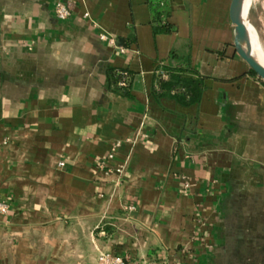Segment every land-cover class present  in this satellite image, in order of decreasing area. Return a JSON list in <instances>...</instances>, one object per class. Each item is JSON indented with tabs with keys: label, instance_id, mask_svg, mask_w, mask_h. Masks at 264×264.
Segmentation results:
<instances>
[{
	"label": "crops",
	"instance_id": "obj_1",
	"mask_svg": "<svg viewBox=\"0 0 264 264\" xmlns=\"http://www.w3.org/2000/svg\"><path fill=\"white\" fill-rule=\"evenodd\" d=\"M166 1L172 32L148 0H0V264H218L233 222L264 236V82L231 0ZM172 52L193 105L152 92Z\"/></svg>",
	"mask_w": 264,
	"mask_h": 264
},
{
	"label": "trees",
	"instance_id": "obj_2",
	"mask_svg": "<svg viewBox=\"0 0 264 264\" xmlns=\"http://www.w3.org/2000/svg\"><path fill=\"white\" fill-rule=\"evenodd\" d=\"M148 2L151 8L152 23L154 24L155 31H174V27L166 21V18L170 14L167 1L148 0ZM162 68L166 71L167 78L155 76L156 81L152 92L156 97L171 98L185 106L193 105L199 101L203 83L201 78H194L191 76L192 74L188 75L190 72L194 73L189 61L179 58L175 52H172L169 63L163 65ZM158 69H160V67ZM121 72H123V70L118 71V75L115 76L114 82L116 84L123 78ZM251 73L255 75L252 70ZM122 89L124 94L129 95L127 90L128 86L122 87ZM239 231L241 235L233 238L235 242L234 240L230 241L232 242V244L230 243V257H235V254L240 257V253H245L246 256L249 255V257H247L248 259L257 257L264 258L262 255L264 254V246L254 244L252 242L253 236L248 238L242 233V229H239ZM261 243L264 244V241Z\"/></svg>",
	"mask_w": 264,
	"mask_h": 264
},
{
	"label": "rangeland",
	"instance_id": "obj_3",
	"mask_svg": "<svg viewBox=\"0 0 264 264\" xmlns=\"http://www.w3.org/2000/svg\"><path fill=\"white\" fill-rule=\"evenodd\" d=\"M249 15H248V22L249 26L253 27L255 30V33L264 49V0H253L249 9ZM242 223V224H241ZM233 222L234 228L233 230H229V232L236 233L235 235H231L227 238V243L225 242L223 249L221 252H219V257L217 259L218 264H264V258H254V259H248L245 253H240L239 255L235 254L236 256L230 257V244H232L234 237H238L241 235V232L239 229H242L243 227L241 226H248V222ZM238 225V226H237ZM257 225V224H256ZM239 228V229H237ZM258 233V232H257ZM253 235V240L252 242L256 245L264 246L263 242L264 241V236L261 234ZM237 239V238H236ZM235 242V240H234ZM233 242V243H234ZM264 256V254H262ZM246 256V257H245Z\"/></svg>",
	"mask_w": 264,
	"mask_h": 264
},
{
	"label": "water",
	"instance_id": "obj_4",
	"mask_svg": "<svg viewBox=\"0 0 264 264\" xmlns=\"http://www.w3.org/2000/svg\"><path fill=\"white\" fill-rule=\"evenodd\" d=\"M244 0H231L229 17L235 28L234 47L237 54L242 58L255 75L264 82V66L253 54L244 50L245 46H253L252 38L246 30L244 21L238 16V10Z\"/></svg>",
	"mask_w": 264,
	"mask_h": 264
},
{
	"label": "built area",
	"instance_id": "obj_5",
	"mask_svg": "<svg viewBox=\"0 0 264 264\" xmlns=\"http://www.w3.org/2000/svg\"><path fill=\"white\" fill-rule=\"evenodd\" d=\"M54 12L56 16L61 20H66L71 16V8L67 3L64 2H58L55 5ZM100 39L104 41H109L110 43H115V38L106 34V33H100L99 35ZM122 52H125L124 48L120 49ZM123 78L121 79L119 85L121 87H126L129 84V74L126 71L121 72ZM163 78H167V73L165 71H162L161 73ZM186 187H189V185H186ZM129 210H133V206H128ZM9 212V206L7 202L0 201V218L4 215H6ZM97 264H127L124 258L120 255L111 253V252H101L98 255L97 258Z\"/></svg>",
	"mask_w": 264,
	"mask_h": 264
},
{
	"label": "bare ground",
	"instance_id": "obj_6",
	"mask_svg": "<svg viewBox=\"0 0 264 264\" xmlns=\"http://www.w3.org/2000/svg\"><path fill=\"white\" fill-rule=\"evenodd\" d=\"M253 0H244L243 4L240 6L238 10V16L244 21L246 25V30L250 37L252 38L253 46H245L244 50L247 53L253 54L256 59L261 62L264 66V49L255 33V30L253 27L249 26L248 22V15H249V9L251 6Z\"/></svg>",
	"mask_w": 264,
	"mask_h": 264
}]
</instances>
